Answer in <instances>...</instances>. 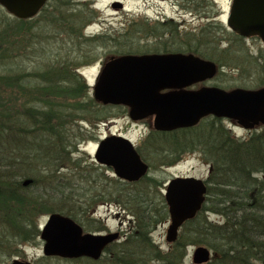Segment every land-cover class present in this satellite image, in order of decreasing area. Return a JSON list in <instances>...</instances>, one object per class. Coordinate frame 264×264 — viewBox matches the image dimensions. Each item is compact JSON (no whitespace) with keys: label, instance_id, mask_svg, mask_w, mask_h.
<instances>
[{"label":"rangeland","instance_id":"obj_1","mask_svg":"<svg viewBox=\"0 0 264 264\" xmlns=\"http://www.w3.org/2000/svg\"><path fill=\"white\" fill-rule=\"evenodd\" d=\"M64 1L60 2V7L52 0L46 5L47 10H40L31 22L17 24L15 30H20L21 33L15 35V30L12 32L15 39V60L1 63L0 73L13 65L14 68L20 67L25 74L46 72L51 68L58 71V67L66 68L63 65L67 62L80 66L79 72L90 87L89 90L81 86L76 91L62 93L67 97H74L76 94L81 97L83 93L80 98L83 103H73L72 106L83 110L71 130L77 147H72L68 154L59 155L62 160L54 156L58 161L53 166L60 167L57 175L50 174L44 178L46 182L54 181L46 187L51 195L41 201L48 207L71 211L73 219L85 232L119 233V237L97 260L85 256L76 259L46 256L42 251L44 243L40 238L20 246L19 256L15 258L28 260L33 264H122L117 256L123 254L121 259L125 264L128 258L138 253L142 254L143 263L146 259L153 264L156 257L168 251L173 244L166 240L165 234L170 223L169 215L164 219L163 200L165 202L167 181L181 175L204 180L210 176V165L200 152L190 150L193 141L211 129L210 122H205L192 131L180 130L194 127L170 131L173 133L170 136V132L157 131L153 123L150 125L148 122L132 121L123 108L103 105L95 99V102L89 104L87 101L90 96L93 97V85L101 66L112 55L167 53L181 48L179 46H189L197 55L219 65L220 72L210 85L227 90L236 87L257 89L264 86V43L258 37H241L222 23L221 20L225 22L227 16V0H216L221 8V22L216 20V24L207 22L212 21V14L216 11L210 2L206 12L208 15L203 17H208L206 20L194 15L197 14L196 4L183 11L177 6L176 0L161 3L152 0ZM69 6L74 7L73 10H65ZM4 15L13 17L0 6V21H6ZM54 15L58 16L64 28L59 25L58 20L53 19ZM173 19L175 20L172 21ZM77 29L81 30V34L71 39L69 35H77ZM27 31H32L36 37L31 39L32 46L23 49V42L30 41L28 36L21 41ZM97 36L100 37L98 41H88ZM37 83L34 81L28 86L39 85ZM79 110H74L75 114ZM222 124L235 137L241 138L264 130V126L248 130L225 119ZM118 132L132 140L150 166L148 174L139 181H120L111 174V170L94 159L99 141ZM59 161H62L61 164ZM40 165L43 167L44 163L40 162ZM37 173L34 177L36 183L32 186L39 189L38 192H47L42 190L43 180L39 182V177L46 173ZM140 194L146 202L141 200ZM25 198L16 206L25 213L33 214L41 204L30 197ZM32 207L33 210H30ZM48 215L44 214L39 218L41 227L46 223ZM67 216L71 218L70 215ZM209 218L213 221L223 220L213 213L209 214ZM145 220L151 222L144 225ZM139 224L144 228L138 227ZM197 246H187L184 264H193L192 253ZM6 249L0 250V257L7 255ZM124 253L128 256L125 257Z\"/></svg>","mask_w":264,"mask_h":264},{"label":"trees","instance_id":"obj_2","mask_svg":"<svg viewBox=\"0 0 264 264\" xmlns=\"http://www.w3.org/2000/svg\"><path fill=\"white\" fill-rule=\"evenodd\" d=\"M54 1L60 7V2H65ZM72 8L69 6L65 10ZM45 9L46 6L42 11ZM54 17L64 28L58 16ZM4 18L6 21H0V64L15 60L13 33H21L15 30L17 24L33 20L22 21L7 15ZM77 30V35H69L71 39L81 34V30ZM27 36L30 41L23 42V49L32 46L31 39L36 37L32 31H27L21 41ZM99 38L91 37L88 41L96 42ZM63 66L66 68L58 67V71L51 68V71L25 74L20 67L14 68L13 65L0 73V250L7 248V255L0 257L2 264L19 256L20 246L39 240V218L42 215L59 212L74 217L71 211L48 207L41 201L51 195L46 187L54 181L46 182L44 178L57 175L60 167L53 166L58 161L54 156L62 160L59 155L68 154L72 147H77L71 130L83 110L72 106L73 103H83L80 100L83 93L81 97L79 94L67 97L62 93L76 91L81 86L85 90L90 88L79 72L80 66H73L71 62ZM34 81L39 85L28 86ZM89 101V104L95 102L92 96ZM74 110L79 111L75 114ZM222 121L210 116L197 127L180 130H196L203 123L210 122L211 129L193 141L190 149L200 152L210 165V176L206 179L207 196L196 218L184 223L178 239L168 251L156 257L153 264H184L187 246L195 244L212 251L207 264H264V130L255 131L247 138L235 137ZM40 162L44 163L43 167ZM41 171L46 175L39 177V182L43 180L42 190L47 192H38L39 189L32 186L36 183L34 177ZM27 180L31 181L25 184ZM139 196L144 202L142 194ZM25 197L41 204L33 214L16 206ZM164 209L165 219L169 215L166 203ZM211 213L223 220H211ZM145 222L144 225L151 221ZM138 227L144 228L141 224ZM122 257L123 254L117 256L123 264ZM143 262L142 254L135 253L125 264H150L146 259Z\"/></svg>","mask_w":264,"mask_h":264},{"label":"water","instance_id":"obj_3","mask_svg":"<svg viewBox=\"0 0 264 264\" xmlns=\"http://www.w3.org/2000/svg\"><path fill=\"white\" fill-rule=\"evenodd\" d=\"M47 2L0 0V5L19 20L33 18ZM229 12L228 24L234 32L247 38L259 37L264 43V0H235ZM217 73L215 62L191 53L125 54L106 61L96 80L94 97L103 104L129 106L134 120L154 116V128L160 131L193 127L210 115L232 120L245 129L264 125V86L231 90L216 86L185 89L212 79ZM95 157L98 163L112 166L117 176L129 181H138L149 169L133 143L122 136L101 141ZM168 182L165 199L170 224L166 240L173 243L182 225L196 218L202 209L207 184L195 176H176ZM81 227L69 216L51 214L41 229L44 254L69 259L85 256L97 260L119 237V233H84ZM211 252L206 246L196 247L192 253L193 263L207 264ZM9 264L32 262L15 258Z\"/></svg>","mask_w":264,"mask_h":264},{"label":"flooded vegetation","instance_id":"obj_4","mask_svg":"<svg viewBox=\"0 0 264 264\" xmlns=\"http://www.w3.org/2000/svg\"><path fill=\"white\" fill-rule=\"evenodd\" d=\"M153 2L155 1L156 3H161V2H164V1H169V0H152ZM171 1H173V0H171ZM234 1L235 0H227V8H228V11H230V9L232 8V5L234 4ZM176 4H177V6L179 7V8H181V10H188L191 6H193V5H197V7H195L196 8V13L197 14H195L194 13V15H197V17L199 16L200 18H202V19H206V18H203V17H206V15H208L206 12H207V9H208V2H210V3H212V6H213V10H216L213 14H212V21H207V22H211V23H213V24H216V20H219V22H221L222 21V23L224 24H226L227 26H228V24H227V21H228V16H229V12L227 11V16H226V19H224L225 20V22H223V20H221L220 19V15H221V12H219V10L221 9L218 5H219V2H216V0H176ZM194 7V6H193ZM205 15V16H204ZM175 19H173L172 21H174ZM206 20H208V17H207V19ZM221 20V21H220ZM183 24H184V22H183ZM185 25V24H184ZM202 26V25H201ZM202 28V27H201ZM228 29L229 30H231L230 28H229V26H228ZM219 30H220V28H219ZM220 32H221V30H220ZM188 43L186 42V45H187ZM179 47H181V48H178V49H176V50H174L173 52H183V53H192V54H195V55H197L196 53H194V51L192 50V48H190L189 46H179ZM197 56H199V55H197ZM201 57V56H200ZM207 85H209L210 86V82L209 81H205V82H199V83H196V84H193V85H191V86H188V87H186V89H188V90H193V89H199V88H201V87H203V86H207ZM166 91H168V90H164L163 92H166ZM111 106H113V107H120V108H123L124 109V111L128 114V116L130 117V108L129 107H127V106H124V105H111ZM131 118V117H130ZM152 119H154V117L153 116H151L149 119L148 118H144V119H140L139 121L138 120H133L132 119V121H135V122H148V123H150V125L152 124V122H153V120ZM118 134L119 135H123V134H121V133H119L118 132ZM118 134H116V133H112V134H110L109 136H112V135H118ZM109 136H105V137H109ZM124 136V135H123ZM126 137V136H125ZM128 138V137H127ZM130 139V138H129ZM134 144V143H133ZM98 146V145H97ZM134 146H135V148H136V150L139 152V150H138V148L136 147V145L134 144ZM97 149V148H96ZM139 154H140V152H139ZM142 156V155H141ZM102 165V164H101ZM102 166H104V167H106L107 169H109V170H111V174H113L114 173V168L112 167V166H107V165H102ZM113 176H115V174H113ZM116 177V176H115ZM116 178H118V177H116ZM118 179H120V181L122 180L123 182H126V183H131V181H129V180H125V179H121V178H118ZM121 234V233H120Z\"/></svg>","mask_w":264,"mask_h":264}]
</instances>
